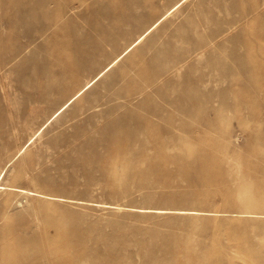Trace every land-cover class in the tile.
<instances>
[{"label":"rangeland","instance_id":"rangeland-1","mask_svg":"<svg viewBox=\"0 0 264 264\" xmlns=\"http://www.w3.org/2000/svg\"><path fill=\"white\" fill-rule=\"evenodd\" d=\"M59 1L48 30L0 20V264H264V0ZM206 90L228 107L190 114ZM139 144L148 170L113 169ZM203 162L229 165L224 184Z\"/></svg>","mask_w":264,"mask_h":264},{"label":"bare ground","instance_id":"bare-ground-1","mask_svg":"<svg viewBox=\"0 0 264 264\" xmlns=\"http://www.w3.org/2000/svg\"><path fill=\"white\" fill-rule=\"evenodd\" d=\"M16 1H19V0H0V3H7L9 5H12L14 7V15H10L8 13H5L6 11H4L3 14H1L0 16V20L1 22L7 26L10 25L12 27H18L19 25H21L20 23V20L18 21L17 19V16L19 15H25V16H28V12H26L27 10H31L33 11L32 13L30 12L29 14H32L34 16V18H36V21L38 22H41L42 25H43V29L44 30H48L51 28V24H52V21L53 18H55L57 16V13L59 12V10L61 9H65V10H70L73 8V6L71 4H65L63 5L59 0H20L19 2H16ZM181 1L183 0H180L178 3H181ZM179 5V4H178ZM169 11V10H168ZM167 11V12H168ZM166 12V14H168ZM165 15V13H164ZM161 16L158 20H156L149 28H147L143 33H141L136 39L134 42H132L129 46H127L118 56H116L102 71H100L93 79H91L90 81H88L84 87H82L79 91H77L70 99H68V101H66L63 105H61L55 112L54 114L48 119V120H51V118L58 112L60 111L62 108H64L65 106L68 105V103L72 100V99H76L79 95H81L87 88H89L93 82H95L100 76H102L105 71H107L108 69H110L113 65H115L123 56H125L128 52H130L132 49L135 48V46L140 43L141 41H143L146 36L152 31V28L154 27L155 24H159L162 20V18L164 17ZM16 16V17H15ZM31 16V15H30ZM19 18V17H18ZM31 18V17H30ZM17 19V20H15ZM23 19V18H22ZM28 20V18L26 19ZM33 20V19H32ZM35 20V19H34ZM30 22V21H29ZM32 22V21H31ZM24 23H22L23 25ZM25 25V24H24ZM23 25V26H24ZM35 25V24H34ZM39 25V24H38ZM36 26V25H35ZM20 28V27H19ZM41 28V29H42ZM17 30V29H16ZM28 30V28H27ZM26 30V32H27ZM33 30V29H32ZM35 30V29H34ZM39 30V29H38ZM25 30H23L22 32H24ZM42 31V30H41ZM40 31V32H41ZM18 32V31H17ZM48 32V31H47ZM31 33V32H30ZM33 33V32H32ZM19 35V32L17 33ZM15 36V33L13 34ZM28 35V33H27ZM33 35V34H32ZM41 36V35H40ZM13 37V36H12ZM9 38V37H8ZM35 38V37H34ZM21 40V38H19ZM16 40V38H15ZM17 40H18V36H17ZM19 40V41H20ZM35 40V39H34ZM18 41V42H19ZM29 41V40H28ZM30 41H31V38H30ZM15 43L13 44H17L16 41H14ZM22 42V41H21ZM20 43V42H19ZM18 43V44H19ZM25 43V42H24ZM9 45V43H7ZM26 44V43H25ZM4 45H6V43H4ZM30 45V44H28ZM0 46H2V48H4L5 52H8V47H4L3 46V43L0 44ZM10 46V45H9ZM15 46V45H14ZM20 46V44H19ZM22 46V45H21ZM12 47V46H10ZM23 48V47H22ZM12 49H14L12 47ZM11 50V49H10ZM9 50V51H10ZM17 51V50H16ZM14 52L11 50L12 54H11V57L16 58V57H19V53L17 52ZM9 54V53H8ZM1 55V54H0ZM10 57V58H11ZM52 57V56H51ZM3 58V57H2ZM9 58V57H8ZM7 59V58H6ZM19 59V58H18ZM8 60V59H7ZM234 85V84H233ZM228 89H224L225 92H230L231 91L229 90L230 88L227 87ZM214 92H212L211 90H206V91H203V95H204V99H199V100H193V107H191L190 109V114L191 113H196L197 110H200L198 108H205L203 110L207 111L210 115H214L216 117L217 114H219V112L225 110L228 105H229V102L225 100V98H222L220 99V104L219 105H216L215 103H213V98L215 99L214 97ZM74 99V100H75ZM216 100V99H215ZM218 101V100H217ZM168 113V111H163V112H159V113H156L155 114V117H156V121H159L160 119L163 118V116H166ZM133 120H134V123H131L129 125V128L131 129V127L133 126L132 124H134L135 126H137V121H140V117H143L142 113H139L137 116H130ZM191 117V116H190ZM208 123H211L209 117L206 118V120ZM49 122V121H48ZM154 124V127L156 128V130L154 131L155 135L153 137L154 140H157L158 141V144L160 145V148H159V152L161 154H166L165 152V148L163 147V145L165 144L166 140L168 139V131L169 129H167L166 127L164 128L162 125H159L160 123L159 122H155L154 119L152 118H149V117H144L143 118V124L146 126V125H150V124ZM47 124V123H46ZM44 126V125H43ZM42 126V127H43ZM134 127V126H133ZM41 130V128H40ZM133 130V129H132ZM131 130V131H132ZM135 133H132L130 136L134 135ZM129 136V139L132 138ZM30 142V141H29ZM140 145V144H139ZM145 148L144 145H140V147H136L134 148L133 152L136 153V154H139L141 155V159L134 163V162H131L135 159V157H131L127 154V152H125V150H118V155L115 156V157H109V162L110 164L112 165L113 169L114 167L116 166V162L118 160V158L122 161V165L121 167H124L125 170H136V169H143V170H148V168H146V166H144L141 161L142 159L144 158L143 155L145 154V151L143 150ZM21 150V149H20ZM19 150V151H20ZM24 150V149H23ZM171 150V149H170ZM114 151V150H113ZM207 151V150H206ZM110 152V151H109ZM209 152V151H208ZM196 152H194V150H188V151H184L180 154H175L176 157H173L175 159V161H178L179 164L182 162V160H187L190 158V155L191 154H195ZM203 153V152H202ZM205 153V152H204ZM110 154V153H109ZM111 155V154H110ZM108 157V156H107ZM16 158V157H15ZM13 158V159H15ZM196 157H193L192 159H195ZM212 158H214L212 156ZM99 159H102L101 157ZM191 160V159H190ZM192 161H188L186 162L185 164L182 165V169H189L191 167V165H193V162L191 163ZM128 163V164H127ZM108 167V166H107ZM178 167V166H177ZM109 168V167H108ZM202 168L203 170L205 171V174H204V178L202 177V180L205 181L206 183L208 184H224V178L222 177L221 173L218 172V170H224V169H227L229 168V165L227 164H223V165H217V164H213L212 166L207 164V163H204L202 164ZM181 169V167H180ZM178 170H179V167H178ZM104 171V170H103ZM152 171V169H151ZM5 172L6 170L3 169L0 173V188L1 189H4L5 188V184L2 182L3 179H4V175H5ZM106 172V171H105ZM104 172V173H105ZM166 177H169V176H166ZM15 189H18V190H22V191H25L27 192L25 189H22V188H18V187H14ZM32 192V191H31Z\"/></svg>","mask_w":264,"mask_h":264}]
</instances>
